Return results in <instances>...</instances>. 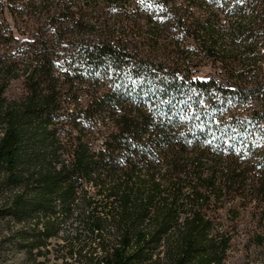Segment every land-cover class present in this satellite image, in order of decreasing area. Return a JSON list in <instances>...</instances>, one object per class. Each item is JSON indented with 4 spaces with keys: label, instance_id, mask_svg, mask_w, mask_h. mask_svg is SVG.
I'll return each mask as SVG.
<instances>
[{
    "label": "trees",
    "instance_id": "trees-1",
    "mask_svg": "<svg viewBox=\"0 0 264 264\" xmlns=\"http://www.w3.org/2000/svg\"><path fill=\"white\" fill-rule=\"evenodd\" d=\"M53 261L264 264V0H0V264Z\"/></svg>",
    "mask_w": 264,
    "mask_h": 264
},
{
    "label": "rangeland",
    "instance_id": "rangeland-1",
    "mask_svg": "<svg viewBox=\"0 0 264 264\" xmlns=\"http://www.w3.org/2000/svg\"><path fill=\"white\" fill-rule=\"evenodd\" d=\"M71 221L76 223V215H74ZM69 230L71 231L72 236H74L76 233V228L74 226H69ZM50 264H61V263L53 261Z\"/></svg>",
    "mask_w": 264,
    "mask_h": 264
}]
</instances>
